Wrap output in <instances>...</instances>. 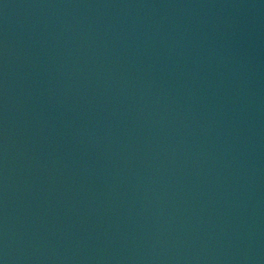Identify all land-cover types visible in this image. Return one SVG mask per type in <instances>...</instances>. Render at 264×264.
Segmentation results:
<instances>
[{
  "label": "water",
  "instance_id": "water-1",
  "mask_svg": "<svg viewBox=\"0 0 264 264\" xmlns=\"http://www.w3.org/2000/svg\"><path fill=\"white\" fill-rule=\"evenodd\" d=\"M0 264H264V0H0Z\"/></svg>",
  "mask_w": 264,
  "mask_h": 264
}]
</instances>
